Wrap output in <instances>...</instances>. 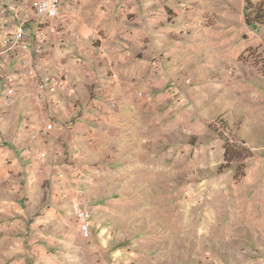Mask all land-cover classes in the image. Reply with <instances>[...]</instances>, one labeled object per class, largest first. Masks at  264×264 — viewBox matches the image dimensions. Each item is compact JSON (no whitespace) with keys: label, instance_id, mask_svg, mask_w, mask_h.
<instances>
[{"label":"crops","instance_id":"obj_1","mask_svg":"<svg viewBox=\"0 0 264 264\" xmlns=\"http://www.w3.org/2000/svg\"><path fill=\"white\" fill-rule=\"evenodd\" d=\"M159 1L64 0L75 15L71 18V14H61L66 21L57 24L68 21L65 33L50 34L45 54L37 57L33 54V31L42 19L35 18L38 13L36 6H31L32 0H22L27 3L26 10L2 20L6 27L0 26V264H27L30 259L37 260L36 264L51 262L47 243L36 236L39 225L50 223L52 218L57 223L61 216V199L55 197L56 193L50 198L49 182L65 180V176L73 182L78 171L84 172L76 166L85 164L84 170L89 171L88 164L103 162L95 156L115 155L111 150L114 143L120 145L121 139L116 133L124 136L127 131L138 130L146 113L143 106L156 113L164 131L178 132L183 125L188 109L176 108L174 99L175 68L180 64L165 66L155 57L157 53H175L176 48L178 53L179 47L185 54L187 48L156 39L172 33L163 10L157 8ZM126 6L131 8L129 12L123 11ZM151 10L156 15L150 17ZM20 22L26 28V56L43 85L31 80L24 83L28 76H21L23 84L16 78L11 84L14 95H9L5 82L11 74L19 75L21 53L16 46L9 49L2 40L5 36L13 40ZM65 75L68 79L64 90L57 88L50 93L53 80L57 76L65 80ZM36 94L42 97L40 101L34 99ZM56 102L61 103L60 108ZM44 128L49 132L44 134ZM224 193L225 201L219 204L203 192L199 194L194 207L197 219L184 217L179 223L185 234L178 238L179 250L155 251L150 257H141L149 264H264V190L253 189L244 196L236 195V190L233 196ZM70 198L68 203L74 210L91 208L90 201L73 200V192ZM95 202L96 209L104 208L103 202ZM211 211H218L219 216L209 222L204 217ZM225 214H231V219ZM26 227L37 231L27 237ZM71 240L79 239L75 236ZM53 251L58 252L55 248Z\"/></svg>","mask_w":264,"mask_h":264},{"label":"rangeland","instance_id":"obj_2","mask_svg":"<svg viewBox=\"0 0 264 264\" xmlns=\"http://www.w3.org/2000/svg\"><path fill=\"white\" fill-rule=\"evenodd\" d=\"M159 4L172 33L156 39L187 50L185 54L180 47L178 53L177 48L169 55L157 53L155 60L165 66L180 64L175 68L174 99L176 108L188 109L189 115L178 132L164 131L156 113L143 106L142 126L124 136L116 133L121 139L111 150L115 155L95 156L103 162L88 164L89 171L84 170L85 164L76 166L84 172L78 171L73 182L66 176L49 182L50 198L56 193L62 202L59 222L52 218L39 225L38 231L29 227L25 231L27 237L37 231L36 236L45 240L48 256L50 252L55 255L47 264H149L141 256L180 249L178 238L185 234L179 223L184 217L197 219L194 207L202 192L219 204L225 201L224 192L233 196L236 190V195L244 196L253 189L264 190V25L252 29L244 18L246 5L264 13V0H160ZM26 5L22 0H0V26L6 27L2 20L19 15ZM123 9L131 10L129 6ZM154 14L149 12L150 17ZM9 39L5 36L2 42L12 49L15 45ZM15 80L11 77L5 82L9 95ZM27 80L31 79L27 77L24 83ZM34 99L39 100L37 94ZM56 103L60 108L61 103ZM109 158L113 160L108 162ZM71 192L76 202L90 201L88 236L79 232L74 206L68 203ZM46 200L47 196L44 206ZM94 202H103L104 208L96 209ZM230 215L224 216L231 219ZM218 216V211H211L204 218L210 222ZM75 236L78 243L71 240ZM36 262L30 259L27 264Z\"/></svg>","mask_w":264,"mask_h":264},{"label":"built area","instance_id":"obj_3","mask_svg":"<svg viewBox=\"0 0 264 264\" xmlns=\"http://www.w3.org/2000/svg\"><path fill=\"white\" fill-rule=\"evenodd\" d=\"M64 0H32L31 6H38V14L34 15L35 18L42 19V22L33 31V54L37 57L40 54H45V43L50 34L61 36L65 33V24H57V17L60 14H71V18L74 16L75 11L73 8H66V4H63ZM26 28L23 22L17 25V42L15 43L16 51L21 54L18 56V63L20 64L19 75H10L9 77H16L20 84L21 76H28L32 81L38 86L43 85V80L38 77V72L35 70L31 64L29 58L26 56V46L24 45ZM8 34V33H7ZM6 34V35H7ZM5 43V40H4ZM67 76L65 75V80H53V88H60L61 90L65 88L67 82ZM6 81V80H5ZM40 95H37V99ZM112 108H114V102H110ZM44 134L49 132L48 128H44ZM42 158H45L42 156ZM91 211L90 209H75V221L77 223L79 232L88 236L91 229Z\"/></svg>","mask_w":264,"mask_h":264},{"label":"trees","instance_id":"obj_4","mask_svg":"<svg viewBox=\"0 0 264 264\" xmlns=\"http://www.w3.org/2000/svg\"><path fill=\"white\" fill-rule=\"evenodd\" d=\"M250 7L251 6L248 7V5H246L244 8L245 23L252 29H258L260 26L264 25V13L262 10L260 11L257 8Z\"/></svg>","mask_w":264,"mask_h":264},{"label":"bare ground","instance_id":"obj_5","mask_svg":"<svg viewBox=\"0 0 264 264\" xmlns=\"http://www.w3.org/2000/svg\"><path fill=\"white\" fill-rule=\"evenodd\" d=\"M36 11H37V13H38V6H36ZM57 21H60V22H65L66 21V17L64 16V15H61L60 14V16L59 17H57ZM8 41V40H7ZM17 42V33L15 34V36H14V41H12L11 40V42H10V39H9V44H12V46H14L15 45V43ZM50 90H52L51 88H49ZM51 99V98H50Z\"/></svg>","mask_w":264,"mask_h":264}]
</instances>
